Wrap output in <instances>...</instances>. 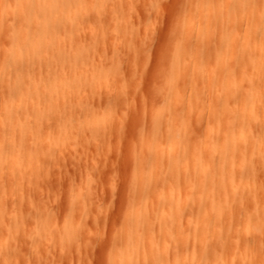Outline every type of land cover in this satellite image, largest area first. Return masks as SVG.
I'll list each match as a JSON object with an SVG mask.
<instances>
[{
  "label": "bare ground",
  "instance_id": "obj_1",
  "mask_svg": "<svg viewBox=\"0 0 264 264\" xmlns=\"http://www.w3.org/2000/svg\"><path fill=\"white\" fill-rule=\"evenodd\" d=\"M180 3L181 24L177 23L176 30L171 31L173 35L169 33L173 50L164 54V57L170 54L167 60L163 58L167 74L162 73L167 77L158 69L157 81L151 66L148 70L157 81V87L148 84L154 86L153 89L148 86V90L153 94L152 100L156 99L151 107L154 111L150 110L148 115L149 128L143 129V117L137 121L130 117L132 128L142 127L139 134L135 131L139 135V148H135L139 149L136 156L139 186L133 185L134 216L130 219L125 216V230L121 227L124 237L123 232L121 236L116 233L123 238L119 253L123 258L120 262V256L113 252L111 263L249 264L256 258V252L264 251L263 239H259L261 242L253 239L257 229L264 231V0H187L185 5L181 3L183 6ZM123 4L124 0H0V41L12 40V47H0V248L3 253L13 244L9 241L12 238V232L7 230L9 223H5L8 217L5 197L20 195L16 193L22 170L26 167L32 174L34 168L41 171L42 163L56 159L59 142L65 143V136L72 131L83 134L87 126L92 138L108 137V123L112 124L116 113L113 108L123 98L108 96L105 91L102 95L99 86L104 80H114L112 71L120 68L121 62L117 48L114 61L101 58L105 49L101 50L100 45L109 40L113 43V39L126 42L131 51L130 68L138 65L142 72L148 68L146 48L136 41L138 26L131 24L126 14L125 20H115V10ZM102 13L105 14L103 32L93 33ZM84 21L90 22L87 45L82 41L87 26ZM213 65L217 67L214 73L209 70ZM67 69L72 71L70 75L66 74ZM89 69L91 74L86 72ZM160 77L165 79L163 85ZM84 89H90L93 97L106 105L102 113L95 105L78 102ZM123 102L119 104L122 110ZM66 113L69 121L65 120ZM53 120L57 128L54 134L49 132ZM116 122L113 128L123 137L121 128L125 125L121 127L117 125L120 121ZM32 174L27 173L29 180L25 176V181L29 182ZM160 183L163 187L159 189ZM23 187L19 189L24 191ZM258 196L263 200L261 206L255 204ZM19 203L15 209L21 207ZM22 209L23 206L19 211ZM13 213L10 215L15 220ZM155 220L159 226L154 225ZM10 229L14 235L18 228ZM59 229L55 235L57 231L63 234ZM20 230L23 229L16 233ZM28 233V241L39 236L31 239L32 233ZM78 236L72 239L77 242ZM240 243L247 245L245 249L242 247L247 249L243 253L246 256L249 253V257L242 256ZM3 253H0L2 263ZM17 255L21 252L20 255L16 252L14 257ZM260 257L258 262L264 264V256L261 260Z\"/></svg>",
  "mask_w": 264,
  "mask_h": 264
},
{
  "label": "rangeland",
  "instance_id": "obj_2",
  "mask_svg": "<svg viewBox=\"0 0 264 264\" xmlns=\"http://www.w3.org/2000/svg\"><path fill=\"white\" fill-rule=\"evenodd\" d=\"M180 1H184V0H124L125 4H123L121 8L115 10L116 12L115 20L116 21L125 20V14H126L128 15L126 18L129 19L131 24L137 25L139 28L138 34H136L137 36L136 41L139 44H141L143 47L145 46L146 48V54H145L146 61L145 62H148V68L143 70L146 74L142 72L143 68L138 67V65L136 66V68L133 67L134 69L130 68L131 51L129 48H127L126 42H123V41L117 42L116 40L113 39L112 40L113 43H111V40H109L108 41L109 43H106L105 45L104 44L100 45L101 50L105 49V52L104 50H102L103 51L102 53L104 54L100 55L101 58H104L111 62L114 61L116 59L114 55V50L117 48V51L119 54L118 58L121 62V67L117 68L115 72L112 71V74L114 73L112 77L114 78V80H112V82L111 80H104V82H102V84L99 86L101 93L105 91L106 95L108 94V96H111V95L117 96V97L120 96L124 100L123 102L124 105L122 107H125V108L123 110L120 109L121 106H119V104L121 105V102L123 100L119 99L118 101H116L115 106L116 105L118 106L114 107L115 109L113 108V110H115L116 113L113 114L114 112L112 110V114H113L112 124L110 125L109 124L110 122L108 123L107 128H109L110 130H108L107 133L108 134L110 133L109 135L110 136L113 135V137L112 136L110 137L107 134L109 138L104 136V137H100L101 139L99 138L94 139L92 138L93 136L91 137L92 133L90 129H89L90 133H88V131L86 130L87 126L84 129L86 130V132L83 130L84 132V133L82 132L83 134L79 133L77 135L76 134L77 131H72L71 133H69L70 135L68 134V136H65V139H67L65 140V143L59 142L60 146L57 147L59 149L56 148V151H57L56 154H58L57 157L55 156L56 159L52 161L49 160L51 161V163L49 161L42 163L41 171L39 170L40 168H38V170L34 168L33 174H32L28 171V169L26 170V167L25 169L22 170L24 173L19 178V180L21 181L22 179V181H21V185L18 187V192L16 194H20L21 196H24V197L21 198L20 195L19 196L15 195L16 196V199H15V196H10V194L9 196L6 195L7 198L5 197V201H6L5 203L7 205L6 209L8 210L7 216L9 217V218L7 217L5 223H9L7 224V226H9L7 230L8 231L10 230L9 232H12V238L9 239V241L10 240L12 241L11 243H13L12 244L13 247L10 244L6 247L8 248V252L6 249L7 254L5 252L3 253L2 251L3 249L0 248V253L1 252L3 253L2 254L3 263L0 262L1 264H4L5 259H6L5 261H7L6 264H115V262L111 263L112 254H114L113 252H115V254L120 256L121 259L119 258V256L117 257V259L119 258L118 260L121 262L123 257H122V254H119V253L120 252L122 253V242H123L122 239L123 238H120L118 236L122 234L123 232V237H124V230H125L124 222H126L125 220H127L128 218L127 216H129L128 219L134 216V212L132 210L133 195H134L133 191H134V187L136 188V184H137L136 181L138 179V174H137V167H138L137 160L138 159L136 160V158L138 157L136 156L139 155L138 154L139 149L137 151L135 148L137 147L139 148V145L137 143L139 142V135H138L140 133L139 128L143 127V129H145V127L149 125L147 122H149L150 116L148 115L150 114L149 112L154 111V109L151 107H153V101L156 100V99L152 100L154 97L152 98L153 94L150 89L148 90V86L152 87V85H155V87H157L156 82L159 81L158 78L160 75L159 73H158L159 76L156 74L155 72L156 70L160 69L159 71L161 73L162 71H165L166 73V70H164V68L166 67L165 65L166 62H164V60L165 59L167 60L168 59L167 56L169 57L170 54H168L165 57H164V54L165 53L167 54L168 50H169V53H171V51L173 50L171 49L173 48V46L172 44L170 45L169 41L172 38L170 36L173 35L172 34L173 32L171 31L176 30L175 27H178L177 23L179 24L181 22L179 20L181 18L178 17L180 14V10L178 9H181V8L183 9V7L178 8ZM181 3L180 5L183 6L182 4L184 3L185 5V3H187V0L186 2L184 1L182 4ZM97 6H98L97 8H99V11H100V4L99 5L97 4ZM182 11H181L180 17L182 15ZM104 13H102V15L100 14L101 15L100 22H98L97 24L95 23L93 33H95V31L97 33L103 32V25H105V20H104L105 14ZM8 20L11 21L12 19L9 18ZM84 23H86L87 25L86 27L84 26L85 30L86 28L87 30L86 31L84 30L82 41L84 45H87L90 42L89 38H87V36L91 34L88 31L89 30L88 24L90 22L84 21L83 24ZM218 32L219 30L217 31V33ZM169 33H171L172 35L171 34L169 35ZM217 33L216 35L220 34V33L218 34ZM102 46L103 47L105 46V47L103 48ZM0 47L1 48L2 47H7V48L12 47V40L5 39L3 41H0ZM142 58L144 57H141V59ZM147 59L149 61H147ZM144 60L142 59L143 64H145ZM150 66L152 68H150ZM212 67L209 70L212 73L216 72L217 67L214 65ZM149 68L153 70L151 73L155 72L153 76L156 75L158 77L157 78L155 76L157 81L155 80V78L153 79V77L148 73ZM65 72L67 75H70L72 71L67 69ZM86 72L88 74L92 73L91 69H89ZM163 73L161 75H163ZM165 73L164 75L167 74ZM148 75H150V77ZM164 75L163 77L166 78L167 75L166 76ZM151 77L152 79H150ZM161 81H163V79L161 80V77H160V82ZM164 81L161 82L162 84L157 83V85H160V84L163 85ZM148 84H152V85H148ZM105 93H103L102 95H105ZM93 96L94 94H92V91L90 89H84L82 94L78 96V102H87L90 105H93V106L95 105L97 107L95 108L99 111V113H102L104 111V106L106 107V105L104 103H100L99 100H97V97H93ZM0 98H1V91H0ZM74 99L76 101V98ZM75 101L73 100L74 104H75ZM154 107H155V104H154ZM66 114L68 117L65 118V120L67 119L66 121H69L70 119L68 120V118H70V116L68 113ZM114 115H116V119L120 121L117 125H120L121 127L125 125L123 128H121L122 130H124L123 137L119 135L116 132V130H114L116 127L113 128V125L115 126V124L113 123L117 121V120L113 121V119L115 120ZM130 117L136 118V121L139 120L140 117H143L141 119V124H144V125L142 126L141 124H139L142 127L137 126L138 128L137 127L132 128L134 123H131L133 119L131 120ZM137 123H140V121H138ZM137 123H135V125H137ZM51 124L53 125L52 127H51ZM51 124L49 126V130H51L52 128L53 129L52 131H49V132L53 133L55 132L53 130L57 129L54 120L52 121ZM135 131H138V134H137L138 136H136ZM72 134L73 136H71ZM69 136L71 137L68 138ZM75 136H77L78 138ZM106 138L110 140L108 141ZM102 139H104V141ZM99 140H101L102 142ZM62 141H64V139ZM96 141H98V143L101 142L99 144H101L102 146L97 145L98 143ZM89 142H95L94 143L95 145ZM63 143L65 144V146L62 145ZM108 144L110 147L108 146ZM104 146H107V148ZM105 148L107 150H105ZM104 152H106L107 154H105ZM158 168H161V167L159 166ZM158 168H156V170H159ZM35 172L37 173L34 174ZM39 172L41 173L38 176ZM27 173L32 174L31 175L32 177L30 178L29 182L27 180L25 181L24 179L26 176L27 179L29 180ZM23 181L25 183H23ZM161 184L162 183L159 184L160 185L159 189L163 187ZM21 186H24L23 187L24 191H21L22 188L21 190L19 189ZM19 190L21 191V193H19L20 192ZM23 192L24 194H22ZM26 196L28 197V200H24V198L25 199L27 198ZM20 199L21 200L23 199L26 202L24 203V201L22 200L23 204L19 203L21 201ZM261 199H262L261 196L260 198L259 196L257 197L256 199L257 202L255 201V204L257 203L256 206L262 205L261 203L263 200L261 201ZM16 201L17 203H15ZM18 203L21 204L20 208H22V206H23V209L26 208L24 211L22 209L23 213L19 211L20 208L15 209L20 206V205L18 206ZM15 206H18V207H15ZM74 207H76L75 208L76 210L74 209ZM9 210L15 211L14 213L11 211V213L13 214L16 213L15 214V218H17L15 219L16 222L17 223L20 222V225L23 224L24 227H19L20 225H18L17 223H14L15 222V220L13 219L14 215H10L11 213L9 212ZM26 210H29V211H26ZM130 212H133V213H130ZM263 213H262V216L264 215ZM125 216L127 217L126 219H125ZM22 218H25V219L23 220ZM30 219H31V222H29ZM45 219H47L48 221L46 220L45 222ZM49 219L52 221L50 222L51 224H49V221H50ZM17 220H19V222ZM27 221L29 224L27 223ZM156 221L157 220H155L154 225H156L157 222L159 223V221L157 222ZM11 222L13 224H11ZM21 222L23 223L21 224ZM24 224L28 226H25ZM74 224L77 225V227ZM57 225L58 227L56 229L55 226ZM59 225H62V226H59ZM157 225L159 226V224ZM63 226L65 227L64 229L62 228ZM11 227L12 228L15 227V229L18 228L16 229V231L22 228L23 230H20L19 233L21 232L20 235H23V236H20L19 233L17 234L16 231H14V235H13V230L10 229ZM121 227H123L124 230ZM45 228H48V229L46 230ZM59 228H61L64 232L66 231L65 232L67 234L66 237L68 236V234L69 236L66 238L64 235L65 233L62 230L61 232H63V234L59 233L60 231H57L58 236L55 235V231L58 230ZM32 229H34L33 230L34 233H38V232L39 233L36 235L35 234L33 235V232H31ZM36 230H38V232H35ZM48 230L53 233H49ZM154 230L157 231L158 227L157 229H154ZM26 231L30 232V235L32 233L31 239L34 236H38V235L40 236V238L38 236V238L35 237L31 241L30 240L28 241L30 237H28L29 233ZM68 231L73 232V234L74 232H76V234L73 235L70 232L72 235V237H70V233ZM255 232H254L255 236L254 234L253 236L255 238L257 237V239H255L254 237L253 239L254 240L261 239V241L263 239L264 241V231H262L261 229H257V231ZM79 233L85 236L83 237ZM116 233H118L119 235ZM10 234L11 233H8V235ZM15 234L18 235V239L15 237ZM46 234L48 235V237ZM24 235L27 239L24 237ZM59 236L60 237L63 236L62 237L63 239H60ZM73 236L76 238L78 236L77 242L73 240L74 239ZM260 236H262L263 238H259ZM13 237L16 239H14ZM22 237L25 239L20 241ZM56 237L58 239L55 240ZM114 238H116V241ZM67 239L68 241H66ZM13 240L15 241L13 242ZM34 240L36 243H32L34 242ZM224 240L222 239V241ZM25 241L27 242L26 244H25ZM261 241L259 240L258 242H261ZM263 241H262L263 245L261 243L260 244L262 248L264 249ZM67 242H68V245H67ZM69 242L70 243L73 242V243L70 244ZM16 243L19 244V246ZM241 243H240L239 248L241 247V249H243L244 247L243 245H245V242L242 243L243 247L241 246ZM71 245H75V246L72 247ZM15 246L17 247V249L14 248ZM78 247H81L80 250H78L79 249ZM241 249L239 250L242 253L243 251L247 253V249L246 251L244 249L243 250ZM14 250H15V253H13ZM23 250H24V253L22 252ZM16 252L17 254L19 252V255L21 252V255L20 256L17 255L16 257H14ZM39 253L41 254L38 255ZM246 253H243L242 256L244 255L246 256ZM256 253H257L256 258L251 259L253 261H249L250 259L247 258L249 259L248 260L249 264L250 263L262 264L261 261L260 263L258 262L259 261L258 258L260 257L259 254L260 255L263 254L262 256H264V251L260 249ZM249 256L250 255L248 253L246 257H249ZM3 257L5 258L3 259ZM261 257H260V260H261ZM112 260L114 259L112 258ZM119 261H117L118 264L120 263ZM139 264H142V263H139ZM246 264L248 263L246 262Z\"/></svg>",
  "mask_w": 264,
  "mask_h": 264
}]
</instances>
